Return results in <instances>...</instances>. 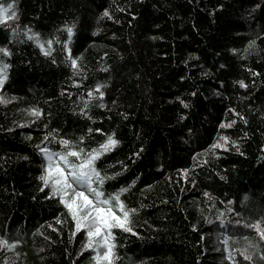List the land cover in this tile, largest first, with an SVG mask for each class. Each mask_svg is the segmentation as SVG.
I'll list each match as a JSON object with an SVG mask.
<instances>
[{"label":"trees","instance_id":"obj_1","mask_svg":"<svg viewBox=\"0 0 264 264\" xmlns=\"http://www.w3.org/2000/svg\"><path fill=\"white\" fill-rule=\"evenodd\" d=\"M3 3L0 264H97L41 149L109 136L92 186L135 210L112 264H264V0Z\"/></svg>","mask_w":264,"mask_h":264},{"label":"snow or ice","instance_id":"obj_2","mask_svg":"<svg viewBox=\"0 0 264 264\" xmlns=\"http://www.w3.org/2000/svg\"><path fill=\"white\" fill-rule=\"evenodd\" d=\"M104 15H108L107 12ZM17 19L15 11V4L9 3L4 5L3 0H0V24H4L9 20ZM69 40L73 35V29L68 28ZM33 36H29V39H33ZM49 50L44 51L45 55H50L51 41L48 42ZM43 50V45H40ZM5 55L9 53L5 49H0ZM69 58H71V52L69 51ZM72 66L76 67V60L72 59ZM7 68L8 65L0 67V86L7 80ZM243 86V85H242ZM99 91V89H97ZM91 95V93H89ZM2 102V98H0ZM35 116H39V112L32 113ZM224 127V125H222ZM226 141V138H224ZM66 147L69 145V141H62ZM118 141L112 136L108 137L106 143L100 146V149H94L91 153L87 154L86 158H81L82 150H70L64 154L50 153L47 148L41 149L47 158V167L45 169V175H42L40 179L44 182L45 186H49L53 189V195L61 194V202L69 209L73 219L76 221V229L87 230V236L89 242L86 245L87 248H93L94 245L97 249L103 248L105 251L101 255L97 252V264L106 262V264H112V258L114 256L115 237L112 230L115 228L122 229L125 232H130L131 228L128 227L129 218L131 212L135 210L125 209L124 204L120 201L119 194L102 199L104 193L94 188L92 185L94 182L103 185L105 179L111 177H102L96 170L95 162L105 153L111 151ZM214 147H221L220 144L214 145ZM55 157V159H54ZM75 157L79 160V163H73L69 158ZM87 189L95 199L89 198V195L85 193L83 189ZM127 191V189H122ZM71 197L68 199V197ZM115 201V208L113 206ZM117 209L121 215L117 214ZM261 238L264 239V232L260 233ZM94 238H100L98 241ZM5 243L6 242H2ZM7 246V245H6ZM245 259H251L245 257Z\"/></svg>","mask_w":264,"mask_h":264},{"label":"rangeland","instance_id":"obj_3","mask_svg":"<svg viewBox=\"0 0 264 264\" xmlns=\"http://www.w3.org/2000/svg\"><path fill=\"white\" fill-rule=\"evenodd\" d=\"M51 153H52V152H51ZM53 154H54V153H53ZM54 159H55V157H54ZM83 190L85 191L86 194L89 195V198H91V199H95L90 193H88V191H87L86 188L83 189ZM70 198H71V197L69 196L68 199H70ZM86 232H87V230H86ZM94 239L98 241L100 238H94ZM225 243H226L225 249H226L227 251H230L231 248H230V246L227 244V241H226V240H225ZM87 244H88V243H87ZM87 244H86V245H87ZM94 248H95L96 252L99 251V253H100L101 255H102L103 252L105 251V249H103V248H99V249H97L95 245H94Z\"/></svg>","mask_w":264,"mask_h":264},{"label":"bare ground","instance_id":"obj_4","mask_svg":"<svg viewBox=\"0 0 264 264\" xmlns=\"http://www.w3.org/2000/svg\"><path fill=\"white\" fill-rule=\"evenodd\" d=\"M79 29V28H78Z\"/></svg>","mask_w":264,"mask_h":264}]
</instances>
